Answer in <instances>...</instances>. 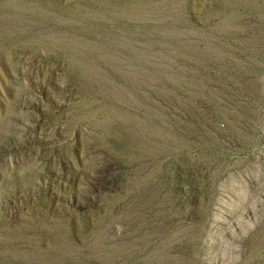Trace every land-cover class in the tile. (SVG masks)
Returning a JSON list of instances; mask_svg holds the SVG:
<instances>
[{
  "label": "rangeland",
  "instance_id": "374dc122",
  "mask_svg": "<svg viewBox=\"0 0 264 264\" xmlns=\"http://www.w3.org/2000/svg\"><path fill=\"white\" fill-rule=\"evenodd\" d=\"M0 264H264V0H0Z\"/></svg>",
  "mask_w": 264,
  "mask_h": 264
}]
</instances>
